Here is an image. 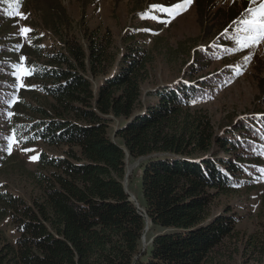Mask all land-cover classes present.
Segmentation results:
<instances>
[{"label":"trees","instance_id":"1","mask_svg":"<svg viewBox=\"0 0 264 264\" xmlns=\"http://www.w3.org/2000/svg\"><path fill=\"white\" fill-rule=\"evenodd\" d=\"M200 2L197 22L204 30L206 8H216L212 0ZM34 3L38 19L18 55L27 58V67L39 69L28 76L36 87L27 94L30 103L21 98L16 104L11 122L21 131L25 126L18 117H33L27 141L40 142L55 155L42 150L28 173L11 161L9 170L22 174L38 194L28 204L0 191V264H225L223 244L231 240L235 220L226 213L213 217L212 191L228 197L239 188L234 179L250 163L244 135L250 131L259 139L254 125L235 124L218 133L206 113L190 111L204 84L158 89L159 104L144 108L142 86L153 54H173L162 38L147 48L139 37L151 41V31L132 27L119 57L107 29L84 26V45L69 35L74 28L59 0ZM10 4L17 3L0 1L1 12ZM251 5L245 0L235 10L233 3L222 18L234 21ZM219 13L216 9L212 18ZM5 32L0 22V39H6ZM16 49L0 50V68L9 61L2 59L4 53L16 57ZM211 53L199 55L210 61ZM100 78L97 86L91 82ZM109 117L122 120L114 138ZM127 156L145 159L144 210L123 185ZM261 199L264 209V187ZM146 219L162 232L141 254Z\"/></svg>","mask_w":264,"mask_h":264},{"label":"rangeland","instance_id":"2","mask_svg":"<svg viewBox=\"0 0 264 264\" xmlns=\"http://www.w3.org/2000/svg\"><path fill=\"white\" fill-rule=\"evenodd\" d=\"M22 1L24 4L22 11L25 12L23 16H26V19L21 18V7L18 8L20 10L18 17L0 10V22L3 24V31H6V34L4 33L6 39H0L1 52L14 49L18 43L24 45L26 40L25 38L21 39L19 29L21 27L31 29L30 24L37 22L38 13L34 3L37 0ZM44 1L54 2V0ZM59 1L74 28L69 35L73 34L84 45L86 44L82 36L84 26L89 30L104 31L107 29L113 37L115 46L120 50L119 57L123 54L122 48L129 42L127 34L132 27H145L151 31L149 32L151 41H144L145 38L139 37L140 43L145 44L147 48H151L155 40L162 38V44L167 46L173 54L162 53L161 56L156 52L153 54V62L149 66V73L142 86L144 108L159 104V99L154 97L158 89L178 84H204L203 92L200 91L202 93L197 97V102L191 105L190 111L200 110L206 113L214 125V130L219 131L218 133H221L219 129H230L241 119L264 114V40L250 47L238 46L236 32H239L238 28L242 25L241 19H245L249 15L247 9L241 12L234 21L225 23V19L222 18L226 14L228 6L235 3L236 10L239 4L245 0H212V5L215 4V8L221 10L222 13L212 18L216 9L206 8L208 20L204 30L197 22L198 8H200L202 0H192L191 5L174 19L167 12L159 11L153 5L169 8L182 3V0ZM152 16H155L156 19L142 18ZM8 17L10 21H8ZM163 21L170 22L164 23ZM16 50V57V54L13 55L11 52L4 53L5 57L2 59L10 62L7 61L8 63L2 65L6 67L7 71L0 68V76L6 81H10L9 85L14 89L16 95L18 94V101L21 100L22 90V101L30 103L27 94L35 92V87H31L35 84H32L33 82L27 76L23 77L22 81H17L13 75L15 71L13 65L21 63L19 57L21 47ZM209 50L213 55L212 60L208 61L204 57H200L199 54ZM115 70L116 68L112 72ZM101 79L91 80V82L97 86L96 84ZM20 83L24 87L19 86ZM6 96L5 98H7ZM31 101V106L36 104L34 100ZM0 105L2 106L0 129L7 132L5 149H8V155L0 158V191L20 196L26 203L31 204V198L35 197L38 192L33 190L30 182L22 174L20 177L15 171L9 170V167L13 166L11 161L16 162L23 172L28 173L36 167L32 163L34 161L32 157H37L42 150L52 155H55V151L49 150L37 141L31 143L30 146H26L25 142L23 144H20L19 141L18 143L11 142L9 148L10 138L17 141L19 137L12 129L7 128L5 119L7 111H15L16 105L12 107L8 103L1 102ZM143 112H145L144 109L137 114ZM31 118L33 117H27L24 114L18 117L28 131L32 130L33 126ZM109 120L108 133L114 138V132L121 127L119 124L122 123V120L113 117H109ZM227 124L229 126H226ZM0 134H3L2 131ZM115 141L120 143L119 139H115ZM238 152L244 158L240 149ZM144 161V158L132 159L127 156L125 160L126 174L123 180L129 198L140 210L145 208L140 179ZM252 170L255 171V176L253 178L243 176L239 179V188L233 190L234 193L231 196L225 197L212 191L214 200L210 209L214 213L213 217L226 213L227 218L235 220L231 240L229 239V242L226 241L223 244L222 250L226 249V255L221 259V262H225V264H264V209L261 201L264 187V157L253 163ZM7 226L6 221L1 225L6 233L9 228ZM158 232H162V230L153 227L151 222L146 219V227L139 246L141 254L150 247L152 237Z\"/></svg>","mask_w":264,"mask_h":264},{"label":"snow or ice","instance_id":"3","mask_svg":"<svg viewBox=\"0 0 264 264\" xmlns=\"http://www.w3.org/2000/svg\"><path fill=\"white\" fill-rule=\"evenodd\" d=\"M192 3V0H182V3L175 4L172 7L169 8H163L157 5H153L154 8H157L159 11L167 12L169 16H171L173 19L179 15L182 11L186 10L188 6H190ZM250 3L254 5L253 7H250L247 9L249 15L247 18L243 19L241 21V24L243 25L242 31L246 33L247 35L243 38H237V44L240 47H250L253 45L259 44L262 40H264V0H250ZM9 15H20L19 12L9 13ZM22 19H26V16H21ZM142 18H152L156 19L155 16L152 17H142ZM164 23H169L170 21H163ZM32 31L30 28L27 27H21L19 29V33L27 39V33ZM42 35V34H41ZM28 43L31 44V40H28ZM22 47V45L18 46ZM40 47H43V45H40ZM26 57L21 56L20 61L24 62L26 61ZM15 71L13 72V75L16 77L17 81H22V78L25 76H30L35 74L39 71L34 65L31 67L23 66L22 63H17L13 65ZM21 87H24L22 83H20ZM15 87V85H14ZM31 87H36L35 85H32ZM16 97L13 95V98L6 101V103L11 106L14 102H16ZM195 103V101H193ZM14 113L9 112V117L13 115ZM11 142L13 141L12 138H10V144L9 148L11 147ZM26 151H30L29 149H25ZM36 157H32V159H35Z\"/></svg>","mask_w":264,"mask_h":264},{"label":"water","instance_id":"4","mask_svg":"<svg viewBox=\"0 0 264 264\" xmlns=\"http://www.w3.org/2000/svg\"><path fill=\"white\" fill-rule=\"evenodd\" d=\"M123 185H124V183H123ZM130 199V198H129ZM131 201H133L132 199H130Z\"/></svg>","mask_w":264,"mask_h":264}]
</instances>
